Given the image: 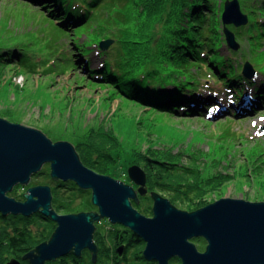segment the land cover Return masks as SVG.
Instances as JSON below:
<instances>
[{
    "label": "trees",
    "instance_id": "16d2710c",
    "mask_svg": "<svg viewBox=\"0 0 264 264\" xmlns=\"http://www.w3.org/2000/svg\"><path fill=\"white\" fill-rule=\"evenodd\" d=\"M29 1L38 3L52 15L58 29L66 32V44L56 57L64 67L62 71L79 66L85 72L83 78L104 86L114 97L123 96L151 109L184 116L226 111L250 115L264 107V78L255 83L241 73L242 62L250 53L256 71L264 75V0H238L248 21L240 27H229L243 46L226 54L221 51L224 40L219 14L224 0H134L129 8V0ZM105 38L113 39V43L101 50L98 43ZM93 50L98 63L90 58ZM48 60L27 52L16 42L0 43V74L6 69L39 73L42 62ZM252 85L254 92L242 97L246 87ZM201 87L207 91L202 93ZM73 146L91 170L131 184L125 170L118 171L119 143L108 132L92 128ZM248 154L249 158L255 156L253 166L261 157L264 159V149ZM183 157L172 147H149L134 150L128 163L144 170L148 193L158 192L180 209L204 206L213 195L221 197L216 192L224 185L242 180L262 191L264 200V162L227 173L214 169L208 161L199 163L200 159L193 156L184 161ZM38 184L50 187L51 208L58 214L96 210L90 189L70 179L51 177L49 163L31 175L27 186L15 185L7 194L23 200L26 189ZM130 202L140 213L152 214L150 196H138ZM108 222L101 218L94 223L95 262L91 251L84 248L79 256L68 252L45 264H157L143 257L140 237L122 224ZM55 227L56 222L40 211L30 215L0 213V264L12 255L20 258L47 240ZM194 241L204 243L202 238ZM118 247H122L121 254ZM20 264L29 262L22 260ZM168 264L180 261L172 257Z\"/></svg>",
    "mask_w": 264,
    "mask_h": 264
},
{
    "label": "water",
    "instance_id": "95a60500",
    "mask_svg": "<svg viewBox=\"0 0 264 264\" xmlns=\"http://www.w3.org/2000/svg\"><path fill=\"white\" fill-rule=\"evenodd\" d=\"M248 17L238 0H224L220 14V30L226 47L237 51L240 46L234 30ZM113 39L99 41L106 50ZM252 55L247 54L241 73L251 79L256 75ZM49 163L50 176L72 180L79 187L90 189L94 211L58 214L51 208L48 185L29 186L18 200L7 193L19 185H27L33 173ZM132 184L107 174H99L79 159L73 144L51 141L41 130L0 117V213L30 215L40 211L56 222L51 236L20 258L8 257L4 264H45L46 261L72 252L79 256L84 248L91 251L95 262L93 241L95 222L101 218L130 229L144 242L142 255L157 264H168L177 257L180 264H264V201L222 196L194 210L180 209L158 192H149L152 214L146 216L131 204V199L146 196V174L137 164L126 169ZM135 187H134V185ZM192 237L204 238L199 250ZM122 253V247H118Z\"/></svg>",
    "mask_w": 264,
    "mask_h": 264
},
{
    "label": "rangeland",
    "instance_id": "374dc122",
    "mask_svg": "<svg viewBox=\"0 0 264 264\" xmlns=\"http://www.w3.org/2000/svg\"><path fill=\"white\" fill-rule=\"evenodd\" d=\"M133 1L129 0L128 8ZM39 6L29 0H0V43L16 42L27 52L49 59L42 62L39 73L21 74L6 69L0 74V117L35 127L53 142L67 141L73 145L92 128L104 130L119 143L118 171L126 172L134 150L149 147H172L184 156V161L193 156L200 159L199 163L208 161L214 169L227 173L264 162L261 157L253 166L255 156H248L249 151L264 149V107L250 115L226 111L211 116H184L151 109L123 96L114 97L104 86L83 78L85 72L79 66H68L62 71L64 67L56 57L66 44V32L58 29L52 15ZM228 50L231 49L225 44L221 47L223 54ZM96 56L93 50L90 58L98 63ZM263 78L262 73L256 72L253 80L256 83ZM246 89L242 97L254 92L253 85ZM199 91L204 93L207 88L201 87ZM238 117L241 119L235 121ZM250 185L246 180L233 181L216 193L221 197L264 201L263 192ZM216 198L213 195L211 200ZM197 238L202 237L191 240L203 250L206 242L204 238V243L194 241Z\"/></svg>",
    "mask_w": 264,
    "mask_h": 264
},
{
    "label": "flooded vegetation",
    "instance_id": "af4514ba",
    "mask_svg": "<svg viewBox=\"0 0 264 264\" xmlns=\"http://www.w3.org/2000/svg\"><path fill=\"white\" fill-rule=\"evenodd\" d=\"M147 195H149V194H147ZM147 261H150V260H147ZM144 264H146V263H144Z\"/></svg>",
    "mask_w": 264,
    "mask_h": 264
}]
</instances>
